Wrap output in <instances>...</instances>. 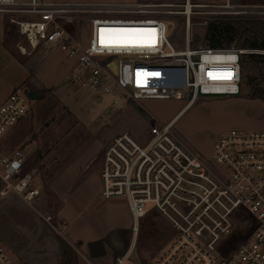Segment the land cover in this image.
Masks as SVG:
<instances>
[{"label":"built area","instance_id":"built-area-1","mask_svg":"<svg viewBox=\"0 0 264 264\" xmlns=\"http://www.w3.org/2000/svg\"><path fill=\"white\" fill-rule=\"evenodd\" d=\"M0 14L9 15V21L17 26L23 39L17 48L22 54L57 47L72 64L67 73L71 84L93 88L98 98L122 85L128 93L127 98L121 92L126 104L135 97L120 78L125 68L116 70L110 63L113 57L185 60L192 76L193 98L200 92H239V63L230 58L229 50L196 51L191 20L196 16L207 25L208 20L220 18L264 19V4L232 0H186L182 5L0 0ZM163 14L185 17L183 48L170 41V27ZM79 21L89 27L87 43L71 33ZM101 28H154L156 43L103 47ZM109 35L113 34L105 33L106 38ZM27 90L15 88L0 106V146L5 132L28 112ZM175 120L152 125L145 141L129 132L117 135L104 152L101 194L106 199L126 200L132 218V245L115 264H124L143 219L150 213L166 220L177 235L148 264H264V129L232 128L219 135L212 153L222 166L219 168L180 140L173 131ZM25 163L22 149L0 155L1 197L15 193L28 204L38 198L40 188L34 177L39 169L23 173ZM148 203L154 208L147 209ZM44 219L50 222L52 215L46 214ZM0 264H17L2 241Z\"/></svg>","mask_w":264,"mask_h":264},{"label":"rangeland","instance_id":"rangeland-1","mask_svg":"<svg viewBox=\"0 0 264 264\" xmlns=\"http://www.w3.org/2000/svg\"><path fill=\"white\" fill-rule=\"evenodd\" d=\"M45 1L148 2L171 5H182L186 2ZM211 1L225 0H190L192 3ZM232 1L264 4V0ZM163 17L167 27H170V41L178 48H183L186 36L185 17L180 14H163ZM9 19V15L0 14V106L19 86L39 92L43 88L46 89L43 98L28 100L26 115L10 127L1 139L0 155L13 149H22L26 154L23 173L35 167L39 169L36 186H39L40 194L31 204L24 202L15 193L0 196V241L17 264H60L61 240L73 247L78 262L83 260L80 264L87 261L89 264H97L98 261H101V264H114L116 256H123L127 246L132 245V226H125V221L131 217L126 200H105L98 192L104 152L117 135L129 132L139 141H145L152 125L169 122L190 101V96H186L189 95L186 91L190 89L189 78L182 74L176 75L174 81L171 74L157 76V82L152 78L149 85L145 86L148 87V95L145 97L136 94L135 98L126 104L121 92L127 98L128 93L126 89H122V85L115 86L109 95L98 98L93 88L73 85L66 79L71 62L57 47H42L30 55L22 54L17 48V42L23 39L17 31V26ZM191 21L194 49L207 53L208 48L204 42L206 22L196 16L192 17ZM71 33L75 38L80 36L84 43L88 42L89 27L85 21H79L72 26ZM129 35L140 43L152 39L148 32ZM110 36L112 35L108 37ZM257 39L259 43H264V37ZM229 51L230 58L237 61L241 67L242 83L239 92H200L179 114L173 126L174 133L182 142L219 168L222 166L216 163L212 155L214 142L219 135L232 128L264 129V100L252 97L253 90H264V58L258 56L259 61H247L246 67L247 58H244L243 63L245 54L264 55V45L262 48L251 49L246 40L237 39L230 44ZM210 58L213 59V56ZM132 60L127 63L126 59L113 57L110 58V63L116 70L118 67L125 68L120 75L124 80L123 77H127L126 68L129 66L132 70L136 62L135 59ZM140 81L141 78L134 75L132 84L127 83L126 79L124 83L133 90L134 85ZM176 91H181L183 96ZM1 187L0 182V189ZM63 195L68 198L66 200L70 207L78 205L82 209L83 213L79 216H82L83 221L77 224L80 229L85 230L89 239H92L94 234V231H91L94 220L100 224L96 230H101V233L113 227H125L119 232V238L112 237L111 242L103 239V251L97 260L89 253L92 249L85 246L86 240L80 245V242L70 237L65 230L62 231L64 220L60 210L64 204ZM153 208V203L147 204V209ZM46 214L52 215L50 222L44 219ZM176 235L166 220L155 213L148 214L141 223L136 244L131 248L124 264H148L152 256L162 250ZM95 247L93 245V250L99 248L97 245ZM83 257L84 259H80Z\"/></svg>","mask_w":264,"mask_h":264},{"label":"crops","instance_id":"crops-1","mask_svg":"<svg viewBox=\"0 0 264 264\" xmlns=\"http://www.w3.org/2000/svg\"><path fill=\"white\" fill-rule=\"evenodd\" d=\"M132 59H135V61H136L135 64L133 65V69L131 70L129 68V66H128V68H126L127 77L126 78L123 77V78H124V80L126 79V82L129 83V84L130 83L132 84L134 75H135V77L137 76V77L141 78V81L134 85V89L133 90L130 89L126 85L128 90L132 92L134 97L136 96V94H138V96H145V97L148 95V93H147L148 87H145V86L149 85V81H151L150 79H152V78H153V81L157 82L156 81V77L157 76H161L163 74H171L173 76V81H174L175 77H177L178 75L182 74V75H186L189 78V81H190V89L186 90V91L189 92V95H186V96H190L189 97L190 101L187 103V105H185V107H183L181 110H179V112L175 116H173V118H177L179 116V114L184 109H186V107L189 106L190 103L194 100V98L192 96V83H191V81H192L191 77L192 76H191L190 69L188 68V64H187V62L185 60H183L181 58H179V59H163V60H160V59H156L155 57L145 56V57H137V58L126 59L128 61L127 63H129L130 61H133ZM71 65L72 64L70 63V68H71ZM137 74H139V76ZM149 74H158V75H149ZM66 79H67V74H66ZM43 89H46V88H43ZM176 92L179 95H181V97L183 96L181 91L180 92L176 91ZM23 152H24V150H23ZM25 156H26V154H25ZM101 170H102V167H101ZM38 173L34 177L35 178V183H38ZM98 189H99L98 192H100L99 194L102 196V194H101V190H102L101 171H100V175H99V188ZM100 195H98V196L101 197ZM62 198L64 200L63 201L64 202L63 207L60 210L61 218L64 220L63 221L62 231L65 230V232L70 237H72L76 241H79L80 245H83L85 243L84 241L86 240L87 244L85 246H87L88 249H90V250L92 249L91 252L89 251V253L92 255V257L94 259L97 260L98 256L103 251V244H102L103 239H105V240L107 239V241L111 242L112 237L119 238V234H120L119 232H121L122 229H124L125 227L124 228H121L119 226L118 227H113L112 229L111 228L108 229L107 232L103 231L101 233V230H96V228L98 226H100V224L94 220L93 224H91V226L93 228V229H91V231L93 230L94 234L92 235V239H89L88 237H86L85 230L80 229V226L78 225V224H81L82 221H83L82 220V216L81 217L79 216L81 213H83L82 209L78 205L70 207L69 206L70 203H68L67 200H66V199H68V198H66V195H63ZM104 199L105 200H110V199H106V198H104ZM127 207H128V205H127ZM128 212H129V209H128ZM129 215H130V212H129ZM131 219L132 218L130 217L127 221H125V226H127V225L128 226L129 225L132 226ZM104 221L105 220L103 219L102 223H104ZM77 222H79V223L77 224ZM102 230H104V228H102ZM131 237H132V233H131ZM89 240H91V241L89 242ZM99 242H101V243H99ZM130 242H131V238H130ZM69 243H71V242L69 241ZM93 245H94V247H95V245H97L99 248L96 249V250H93V248H92ZM129 248H130V244L127 246V248L124 251V253L122 252L123 253L122 255H124L128 251ZM117 257H120V256H116V258ZM80 259H84V257L80 258ZM80 261H83V260H80ZM80 261L78 262V258H77V264H80ZM115 261H116V259H115ZM84 263L85 264L86 263L89 264L88 261L84 262ZM97 264H101V261H98Z\"/></svg>","mask_w":264,"mask_h":264},{"label":"trees","instance_id":"trees-1","mask_svg":"<svg viewBox=\"0 0 264 264\" xmlns=\"http://www.w3.org/2000/svg\"><path fill=\"white\" fill-rule=\"evenodd\" d=\"M211 20L206 26L204 37L205 46L213 51H226L230 49V44L237 39H244L249 43L251 49L262 48L264 43L258 42V37H264V21L260 19H225L220 18ZM251 38L253 39L251 41ZM258 56L264 58L260 54H245L243 57L247 61H257ZM259 61V60H258ZM242 63V64H243ZM261 68V67H260ZM244 76V74H243ZM246 77V75H245ZM252 97L264 100V90H253ZM148 216V215H147ZM146 216V217H147ZM145 217V218H146ZM62 254L60 264H77V254L64 240H61Z\"/></svg>","mask_w":264,"mask_h":264},{"label":"snow or ice","instance_id":"snow-or-ice-1","mask_svg":"<svg viewBox=\"0 0 264 264\" xmlns=\"http://www.w3.org/2000/svg\"><path fill=\"white\" fill-rule=\"evenodd\" d=\"M100 44L103 47H116V46H136L137 43H140V41H137L133 37H131L129 34L134 33H144L148 32L152 34V39L148 41H144V46H154L155 41V32L156 29H105L101 28L100 30ZM105 33H111L115 34L108 38H106ZM139 76V74H137ZM149 75H158V74H149Z\"/></svg>","mask_w":264,"mask_h":264},{"label":"water","instance_id":"water-1","mask_svg":"<svg viewBox=\"0 0 264 264\" xmlns=\"http://www.w3.org/2000/svg\"><path fill=\"white\" fill-rule=\"evenodd\" d=\"M44 92H45V89H42L40 92L37 91V90H34L32 88H29L27 90V95L29 97V99H32V100H37V99H41L44 97Z\"/></svg>","mask_w":264,"mask_h":264},{"label":"bare ground","instance_id":"bare-ground-1","mask_svg":"<svg viewBox=\"0 0 264 264\" xmlns=\"http://www.w3.org/2000/svg\"><path fill=\"white\" fill-rule=\"evenodd\" d=\"M127 260V259H126Z\"/></svg>","mask_w":264,"mask_h":264}]
</instances>
